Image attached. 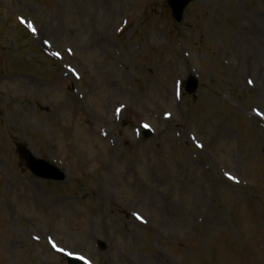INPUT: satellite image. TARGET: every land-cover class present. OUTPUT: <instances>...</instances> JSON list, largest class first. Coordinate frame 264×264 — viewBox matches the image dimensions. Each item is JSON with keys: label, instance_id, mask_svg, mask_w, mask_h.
Masks as SVG:
<instances>
[{"label": "rangeland", "instance_id": "obj_1", "mask_svg": "<svg viewBox=\"0 0 264 264\" xmlns=\"http://www.w3.org/2000/svg\"><path fill=\"white\" fill-rule=\"evenodd\" d=\"M105 1L0 0V264H264V0Z\"/></svg>", "mask_w": 264, "mask_h": 264}, {"label": "water", "instance_id": "obj_2", "mask_svg": "<svg viewBox=\"0 0 264 264\" xmlns=\"http://www.w3.org/2000/svg\"><path fill=\"white\" fill-rule=\"evenodd\" d=\"M193 0H170L169 4L173 9L174 17L177 21H181L183 17V12L185 8L192 2ZM197 89V83L194 81L190 82V87L188 88V91L190 93H193ZM21 154L25 156L28 167L37 175L51 178V179H60L56 178L52 174L55 173L53 169L48 166H46V169H44V166L39 165L40 161L35 160L29 153L25 151V149H21ZM46 172V173H45Z\"/></svg>", "mask_w": 264, "mask_h": 264}, {"label": "bare ground", "instance_id": "obj_3", "mask_svg": "<svg viewBox=\"0 0 264 264\" xmlns=\"http://www.w3.org/2000/svg\"><path fill=\"white\" fill-rule=\"evenodd\" d=\"M104 4L105 5H108L107 4V2L104 0ZM113 69V68H112ZM111 71V72H110ZM108 73H107V82H105V86H106V88L107 89H110V90H112V92L113 91H115V87H114V82H113V76H114V74H113V71L112 70H110ZM102 124H103V126L105 127V128H103V129H101V131H103L104 129H106V127H108V124L107 123H105V122H102Z\"/></svg>", "mask_w": 264, "mask_h": 264}]
</instances>
